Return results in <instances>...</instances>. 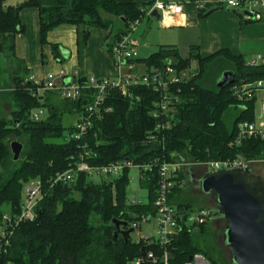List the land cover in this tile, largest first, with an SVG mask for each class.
I'll use <instances>...</instances> for the list:
<instances>
[{
    "label": "trees",
    "instance_id": "trees-1",
    "mask_svg": "<svg viewBox=\"0 0 264 264\" xmlns=\"http://www.w3.org/2000/svg\"><path fill=\"white\" fill-rule=\"evenodd\" d=\"M3 1L0 0V73L1 62H9L11 86L6 91L10 90L15 110L9 119L0 118V221L6 212L11 216L18 212L25 182L40 180L45 195L35 219L13 229L5 253H0V264H131L143 245L129 239L124 242L120 236L114 240L116 229L112 220L128 226L154 215L158 165L177 160L195 164L237 157L247 162L264 160V139L236 140L238 124H250L254 119V92L248 99L241 88L264 80V56L250 65L243 56L227 50L201 58L197 48L191 47L183 58L173 46L159 47L146 59H135L134 65L143 66L148 72L173 59L177 70L188 69L195 62L197 72L191 79L169 87L173 102L167 115L159 118L151 115L161 97L159 92L136 87L129 90L131 96L127 98L113 90L104 99L103 107L109 108L108 113L91 117L88 131L74 140V131L71 125L63 127L62 116L88 117L86 108L92 104L95 92L84 90L75 101L62 100L54 91L36 93L24 62L15 57V37L23 33L18 19L20 11L37 10L41 45H47L49 31L60 26H84L83 42L88 40L89 29L95 27L109 31L104 48L112 56L114 46L131 32L129 26L148 18L146 12L153 0H145L141 5L113 0H24L6 8ZM238 16L241 27L252 22L244 20L240 13ZM113 19L121 24L118 31L112 29ZM49 46L53 58L62 62L59 46ZM226 71L232 73L233 83L218 89L216 82ZM75 82L85 85L86 79L79 77ZM37 109L45 114L34 122L29 116ZM165 121L169 127L159 132L154 141H146V136L154 133V127ZM10 137L23 147L17 162L12 161L8 147ZM81 156L92 168L125 159L135 166L151 165V169H139L137 182L138 188L146 193V201L132 204L127 199L129 169L117 177L100 178L96 184L88 175L81 174L68 184L52 186L54 177L80 162ZM184 180L183 173H179L168 199L179 213L189 216L196 206L182 198ZM180 225L182 230L169 247L171 264H184L194 254L203 255L210 264H219L213 257L218 253L213 242L202 248L204 241L200 237L207 233L206 223L197 229L186 227L184 222ZM145 250L154 251L148 247Z\"/></svg>",
    "mask_w": 264,
    "mask_h": 264
},
{
    "label": "built area",
    "instance_id": "built-area-1",
    "mask_svg": "<svg viewBox=\"0 0 264 264\" xmlns=\"http://www.w3.org/2000/svg\"><path fill=\"white\" fill-rule=\"evenodd\" d=\"M226 8L234 10L242 14L244 20H250L255 23L264 22V0H218ZM203 5L199 8L202 9ZM156 11L160 16V22L164 20L176 18L182 13V5L179 2L171 0H153V4L146 12L147 16L152 11ZM139 21H135L134 24L129 26L130 33L134 31L135 26ZM129 34L122 37L120 42L114 46L112 50V59L115 61L117 69H125L124 73L116 79H86L85 85L77 84L75 82L77 77H64L60 72L57 77L50 75L45 82H36V93L42 94L43 92L54 91L58 94L62 100H78L82 91L91 90L94 91V97L92 104L86 108L88 117H81L77 119L71 128L74 131L72 138L79 140L91 126V117H100L101 112L108 113L109 108H104V99L109 92L117 90L121 96L130 98L131 93L129 90L136 87H144L147 90H153L160 93V99L154 105V109L151 111V115L154 118L165 117L166 111L171 109L172 99L169 87L178 84L179 82L187 81L191 79L196 73L191 72L188 69H176V62L173 59L166 60L161 68H150V71L144 73H136L134 61L137 59L136 48L139 46L137 42L129 38ZM260 61V58L256 61L249 62L250 65H255ZM241 91L248 99L251 98L252 92L255 94L258 91L264 92V80L256 82L255 84H249V86H243ZM263 118L256 125L254 122L240 123L238 124L237 142L240 139H248L251 137L264 139V103L262 106ZM45 112L44 110L37 109L32 111L29 118L38 122L42 119ZM159 123L154 128V133L146 136V141H154L157 134L166 130L169 127V123ZM83 157H87L84 154ZM81 156L80 162L74 164L66 172L57 174L51 181V185L55 184H68V182L74 181L77 175L86 174L88 177L98 178H110L117 177L124 169L135 170L137 172L136 182L140 178L139 169H151V165L135 166L132 162L125 159L122 162L110 163V165L104 167L92 168L86 164ZM183 161L167 162L157 166L158 172V189L154 201L155 212L153 216L142 217L139 222H133L127 226L132 229L133 232L129 235V240L136 245H143L141 249H144L143 255H138V258L133 260L131 264H171L172 256L169 253V247L172 244L174 237L182 230L181 222H184L186 227L197 229L198 225L207 223L212 215L207 209H200L196 213H190L186 216L184 213H179L173 206L169 204V193L175 186L174 179L181 171ZM185 165V164H184ZM204 167V173L215 172L224 169H238L247 168L248 164L243 158H237L235 160H223V161H209L201 165ZM132 179V177H130ZM23 195L20 200V206L17 213L12 216L5 213L0 221V253H5L8 247V240L13 234V229L21 223L26 221H32L35 219V214L38 209L40 201L43 199L45 193L42 188V182L40 180H31L25 182L22 187ZM132 204L142 203L141 200L133 199ZM146 226L148 230H143L141 227ZM132 237V238H131ZM145 247L152 248V250H145ZM141 252V250H140ZM184 264H210L203 255L194 254L189 261Z\"/></svg>",
    "mask_w": 264,
    "mask_h": 264
},
{
    "label": "crops",
    "instance_id": "crops-1",
    "mask_svg": "<svg viewBox=\"0 0 264 264\" xmlns=\"http://www.w3.org/2000/svg\"><path fill=\"white\" fill-rule=\"evenodd\" d=\"M22 1L24 0H11L7 2V6H17ZM113 1L139 5L146 2L145 0ZM171 1L181 3L182 13L176 18L158 22L154 40L157 48L152 53H147L148 55L155 53L159 47L173 46L183 58H186L191 47L197 48L201 58H206L220 50H227L232 55L243 56L247 64L264 56V22H251L241 27L238 12L226 8L218 0ZM214 3L217 5H213ZM204 4L207 5L204 6ZM200 5L205 7L202 11L199 8ZM206 12L208 14L201 18L200 14ZM18 19L23 26V33L15 37V57L24 62L28 70V79L32 83L45 82L48 76L57 77L60 72L64 77L85 79H116L120 73L125 72L124 68L119 71L114 59L105 52L104 47L109 34L107 30L91 27L87 42H83L84 26L63 25L50 30L46 36L47 45H41L37 10H21ZM152 19L155 20L148 16L137 24L140 25L144 21L143 33L149 28ZM113 24L118 31L121 24ZM134 29L136 33L138 28ZM132 33L129 38L139 44L138 51L147 50L148 46L141 43ZM139 38L142 37L139 36ZM49 44L59 46L62 62L53 58ZM8 77L3 83L11 82V76ZM5 102L2 97L0 112L2 108H5L2 107Z\"/></svg>",
    "mask_w": 264,
    "mask_h": 264
},
{
    "label": "water",
    "instance_id": "water-1",
    "mask_svg": "<svg viewBox=\"0 0 264 264\" xmlns=\"http://www.w3.org/2000/svg\"><path fill=\"white\" fill-rule=\"evenodd\" d=\"M157 22L156 11L149 14ZM233 83L232 73H222L216 82L218 89ZM12 161L17 162L23 150L21 144L11 141ZM201 193L212 200L213 212L224 221L221 236L229 254L230 264H264V182L249 168L224 169L207 172L197 180ZM116 231L114 240L120 236L124 242L132 229L127 223L113 219ZM144 254L141 249L140 255Z\"/></svg>",
    "mask_w": 264,
    "mask_h": 264
},
{
    "label": "rangeland",
    "instance_id": "rangeland-1",
    "mask_svg": "<svg viewBox=\"0 0 264 264\" xmlns=\"http://www.w3.org/2000/svg\"><path fill=\"white\" fill-rule=\"evenodd\" d=\"M8 1H11V0L4 1L2 5H4V7H6ZM113 22L118 25L117 20L114 19ZM150 22H151V24H150L148 29L146 28L147 30L145 31V33L142 32L143 30H145V29H143L145 26L144 21L141 22L140 25L135 26L136 28H138L137 29L138 31L135 33L136 30L134 29V31L132 33L133 35H135L139 39V41L141 43H144L148 46L147 50H143V52H142V50L141 51L139 50L140 53L138 51V47L136 48L137 58H139V59H145L147 56H149L148 55L149 53H152L157 48V46L154 44V40H155L156 30L158 28V22H156L153 19ZM112 29L116 31L115 25H114V27H112ZM139 36L142 38H139ZM150 47H151V49H150ZM149 51H151V52H149ZM7 63H8V65H7ZM9 64H10L9 62H6V63L1 62V66H2L1 69L3 70V72L0 73V79L2 81L6 80L7 78H9L8 76H10V72H11L12 68H11V65H9ZM195 65H196L195 62H192L190 70H191V72L194 71L195 73H197L195 70L196 69ZM134 70L138 74L144 73V71H145L143 66H140V65H135ZM10 86L11 85L9 82H8V84L2 83V85H0V101H1V98L4 97V102H5V99H7L5 103L8 105L6 107V104L4 103L2 107H5V108H2V110H1L2 112H0V118H4V119H9L10 114L15 110V104H13L11 96L8 92L10 90L6 91ZM254 97H255V100H254V105H253V111H254L253 122L257 125L263 118L262 106L264 103V92L258 91L256 94L254 93ZM75 121H77V117H75L73 115L66 114V115L62 116V124H63L64 128L72 125ZM11 141L17 142L16 139H14L13 137H10V139L8 140L7 143L10 144ZM237 158H240V157H237ZM182 161H183V165L181 167L180 173L182 172L183 176L185 178V180H184L185 187H184V191L181 194V195H183L182 198L187 199L188 201H190L191 203H193L196 206V209L192 213H196V211L200 210V207H201V209H202V207H205L204 209H207L210 212H212L213 206H212L211 198H208V196H205L201 193V191L198 188V184H197L196 180H195V182H191V181H189V178H188V172H194V173H196V175L201 177V175L204 174V171H205L204 167H202L201 165L204 163H207V162H204V163H197L196 162L195 164L194 163L192 164L187 160H181V161L177 160V162H180V163ZM246 163L248 164L247 168H249L251 170V172H253L254 174L261 177V179L264 182V160L259 159V160H254L252 162L246 161ZM130 177H132V179H130L127 190H126L127 199L130 201L133 199H137V200H141L142 202H145L146 201L145 200L146 193L144 190L138 188V186H137V182H136L137 181L136 180L137 172L133 169L130 170ZM89 180L92 183L96 184L101 179L98 177H89ZM22 195H23V192H22ZM206 226H207L206 235L200 237V240L204 241L202 243L203 244L202 248L203 249L206 248L205 246H207L208 243L213 242L214 246L216 247V250L218 251V253L213 255L214 259L217 260L219 264H228L229 263L228 262L229 254H228L227 250L224 248V246L222 244V240H220L221 232L224 228V221L220 217L214 215L212 212L211 218L206 223ZM141 228L143 230L149 229L146 226H143ZM126 229H128V228L126 227Z\"/></svg>",
    "mask_w": 264,
    "mask_h": 264
},
{
    "label": "flooded vegetation",
    "instance_id": "flooded-vegetation-1",
    "mask_svg": "<svg viewBox=\"0 0 264 264\" xmlns=\"http://www.w3.org/2000/svg\"><path fill=\"white\" fill-rule=\"evenodd\" d=\"M188 178H189V181H191V182H195V180L197 181L198 180V178H200V176H198V175H196V173H194V172H188ZM212 212H213V210H212ZM213 214L214 215H216V216H218L215 212H213ZM218 217H220V216H218ZM221 218V217H220ZM222 219V218H221ZM223 220V219H222ZM225 227V226H224ZM223 230H224V228H223ZM223 230H222V232H221V236H222V233H223ZM220 240H221V237H220ZM222 244H223V241H222ZM224 246V245H223ZM228 262H229V258H228ZM230 264V263H229Z\"/></svg>",
    "mask_w": 264,
    "mask_h": 264
}]
</instances>
